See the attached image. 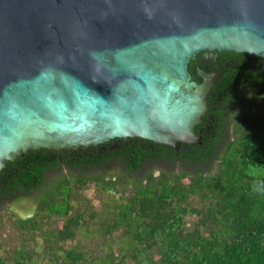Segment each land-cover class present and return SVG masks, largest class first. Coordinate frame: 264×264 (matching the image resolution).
Returning a JSON list of instances; mask_svg holds the SVG:
<instances>
[{"label":"trees","instance_id":"trees-1","mask_svg":"<svg viewBox=\"0 0 264 264\" xmlns=\"http://www.w3.org/2000/svg\"><path fill=\"white\" fill-rule=\"evenodd\" d=\"M217 54L187 65L197 82V66L221 70L194 126L200 143L175 149L114 137L90 148H31L7 160L0 210L12 214L25 242L10 255L0 251V264H264V72L259 58ZM155 164L165 166L156 175ZM176 165L183 169L174 171ZM88 184L112 195L98 212L89 200L77 205L74 189ZM27 197L28 216L5 206ZM51 216L65 220L48 228ZM97 217L90 231L100 254L65 245Z\"/></svg>","mask_w":264,"mask_h":264},{"label":"water","instance_id":"water-1","mask_svg":"<svg viewBox=\"0 0 264 264\" xmlns=\"http://www.w3.org/2000/svg\"><path fill=\"white\" fill-rule=\"evenodd\" d=\"M201 50L259 58L264 72V0H0V169L31 148L114 137L200 143L221 73L192 79Z\"/></svg>","mask_w":264,"mask_h":264},{"label":"rangeland","instance_id":"rangeland-1","mask_svg":"<svg viewBox=\"0 0 264 264\" xmlns=\"http://www.w3.org/2000/svg\"><path fill=\"white\" fill-rule=\"evenodd\" d=\"M228 138H231L233 135V127L232 125L228 128ZM165 166L163 164H155L154 174L156 175L158 173V169H164ZM183 166L176 165L174 168V171L182 170ZM113 170L118 171L121 170L120 167L116 166ZM64 173H68L69 171L67 169H64ZM122 173L119 172V174ZM206 173V172H204ZM123 176V175H120ZM130 186V184H129ZM74 192L76 194V197L78 198L77 205L82 206V202L85 200H89L91 205L93 206V209L95 212H98L102 203L109 199L111 195L110 192H105L104 190L99 189L93 184H88L84 189H74ZM7 208L14 209L18 212L21 216H28L31 213V210H27V208H31L33 204L30 202V199L23 198L20 201H10L7 202L5 205ZM30 206V207H29ZM15 218L12 217V214L9 213L8 210H0V251H7L10 255L12 250L14 248H19L21 244L25 242L23 240V235L20 233V230L18 229L17 224L15 223ZM65 218L61 216H51L48 220L47 227L48 228H55L58 225L62 224L64 222ZM97 220L98 217L95 219L88 220L87 226L84 227L80 231V235H77L73 240H67L65 245L67 247H72L76 242L82 246L85 252H93L95 254H100L101 250L98 248L97 243L100 241L97 238V235L95 233H91L90 230L92 228L97 227ZM84 230L90 231L87 233ZM26 248L29 250L33 243L32 241L26 242ZM115 252H117V248L115 247ZM40 255V254H36Z\"/></svg>","mask_w":264,"mask_h":264},{"label":"flooded vegetation","instance_id":"flooded-vegetation-1","mask_svg":"<svg viewBox=\"0 0 264 264\" xmlns=\"http://www.w3.org/2000/svg\"><path fill=\"white\" fill-rule=\"evenodd\" d=\"M218 52H221V51H217V50H212V51H210V50H201V51L195 53L194 57L192 59H190V60H192V62H190V66L193 67L194 63L195 64L205 63V62L214 60L215 57L218 55L217 54ZM197 67L202 68L200 66H197ZM196 68H195V71H196Z\"/></svg>","mask_w":264,"mask_h":264}]
</instances>
